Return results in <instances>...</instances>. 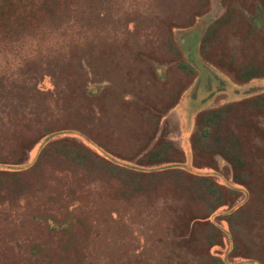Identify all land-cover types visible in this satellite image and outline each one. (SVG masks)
I'll use <instances>...</instances> for the list:
<instances>
[{
  "label": "rangeland",
  "instance_id": "374dc122",
  "mask_svg": "<svg viewBox=\"0 0 264 264\" xmlns=\"http://www.w3.org/2000/svg\"><path fill=\"white\" fill-rule=\"evenodd\" d=\"M66 3L53 14L30 16L33 27L25 33L0 38V116L23 114L20 125L46 116L47 124L70 131L54 138L61 142L38 163L44 144L34 145L30 169L18 174L11 192L0 191V264H246L242 252L264 264V221H255L264 218V0ZM222 17L229 20L209 29ZM201 49L207 57L215 50L236 65H256L260 74L237 80ZM224 106L232 108L223 127L237 133L251 171L241 178L249 197L228 202L240 211L231 217L221 216L224 208L210 210L215 197L188 188L185 177L145 174L159 165L144 159L169 144L184 152L192 173L237 186L216 155L197 154L198 165H192L195 116ZM20 125L5 118L0 130L13 138ZM252 126L262 133H251ZM72 141L109 164L138 167L144 176L56 153ZM8 143L1 154H8ZM165 157L180 158L172 149L158 159ZM18 167L0 163V172ZM193 217L207 224L181 240ZM217 226L237 237V250L227 241L208 247Z\"/></svg>",
  "mask_w": 264,
  "mask_h": 264
},
{
  "label": "trees",
  "instance_id": "16d2710c",
  "mask_svg": "<svg viewBox=\"0 0 264 264\" xmlns=\"http://www.w3.org/2000/svg\"><path fill=\"white\" fill-rule=\"evenodd\" d=\"M68 1L69 0H0V38L3 39L9 36L21 35L25 33L27 30L33 27V25L28 21L30 16L47 13L53 14L59 10V8H62V4H67L66 2ZM228 20L229 19L225 17L217 19L215 22H213L209 29H212L214 26L218 28L217 25L225 24ZM192 22L193 21L190 23ZM213 52L214 53L208 55L207 57L205 50L201 49V54L205 59H209V62L215 64L220 69L222 68L233 72L232 74L237 80H250L260 74L258 73L260 72V70L257 69L258 67H255L256 65L247 67L239 66L235 64L234 60L232 61L230 58H228L224 52L223 54L221 52V55H219V52H216L215 50ZM181 67L185 69L183 64H181ZM31 88L33 91L32 94L38 96L39 94L36 90H34L35 88L33 86ZM43 95L44 94L40 96L44 97ZM231 108V106H224L217 109H207L201 113H198V115L194 118L195 130L190 136L189 146L192 155L191 157L193 166L198 165L194 162L197 154L200 156V154L203 153L208 158L209 156L213 158V156L216 155L220 157L223 162H225L226 166L230 167L233 184H236L237 186L228 185L226 183L214 184L210 180V176H201L192 173L189 168L185 166L186 159L184 152L182 151L181 153L176 149H173L172 145L169 144H164L162 148H152L144 156L145 163L147 165H159L156 168L149 169L150 171L148 170V172L145 174H162L163 172L166 174L185 177L192 183L190 186H188V188L199 191L204 198H207V196L215 197V199L212 200V203L209 205L210 210L224 208L223 212L221 213V216L223 217H231L235 213H240L238 209H234L237 208V205L231 204L232 206H230L228 202L233 200V197L236 198L237 195L240 194L242 195L243 199L249 197V194L246 195L245 193L247 192L245 186L247 183L241 178L246 175V171L251 172L249 171L250 169L248 167V162L243 156L244 153L240 149V140L236 135L237 133L233 132V130L227 126L223 127V123L226 121V112ZM17 115L13 117L0 116V126H3V119L5 118L6 122L12 124L14 128L15 124L20 125L17 123L18 117H23V114ZM23 118L25 120V117ZM45 120L46 116L41 118V116L35 115L34 121L31 120L29 123L25 122L24 125H20L22 130L18 133L14 132L13 138L6 137V133H4L3 130H0V150L7 146V144H10L8 143L9 141L12 142L10 148L8 149V154H1L0 152V163H9L11 165L20 166L18 167L17 172H0V191L7 193L11 192L13 182L16 181L18 174L20 172L25 173L30 169L31 166H29L26 161L28 158V152L34 147V145L38 143L44 144L41 146L40 153L36 158L35 163H38L47 153L50 152L52 149L51 145L54 142H61L55 141L54 138L63 134H68L70 132L68 129H62V127L57 122L56 124L52 125V123L47 124ZM34 126L36 129H33ZM261 129L262 127L260 126L250 127L251 133L253 134H258ZM260 133L262 132L260 131ZM72 143L74 146L70 147L71 144H68L67 146L63 145V147H60L56 153L61 155L64 154L69 158L70 162L73 163H84L86 160L92 158L94 160L97 159L104 162V164L107 165V170L113 173L144 176L143 172H140L138 167H133L130 165H125L122 167L112 162L109 164L106 158L102 160L97 154H94L91 152V150H88V148L85 149L84 146V148H82L73 141ZM170 149L178 154L180 158H177L175 161L166 159L167 157L164 158V161H161V158L158 159L161 154H165L166 150ZM181 156H183V158H181ZM256 173L257 175L261 176L263 174V170L258 169ZM8 178L10 179V183L4 185L3 179L7 180ZM256 215H258V213H256ZM246 217L247 219H245ZM258 217L260 218H257L255 220L256 222L264 221L263 215H258ZM192 219H194V222L188 223L186 225L184 234L180 237L181 240H184L185 237L190 233H192V238L195 233L196 226L201 225V223H204L203 225L207 224L204 217L199 219L193 217ZM252 219L253 218L250 219L249 215H245L243 220L244 222L249 221L251 223ZM229 223L230 221L227 220L226 224L228 225ZM214 230L216 231V234H214L215 239L211 243L207 244L208 247L214 246L215 241H220L221 244H223L222 241H227V245L231 246L233 250H237V245H240V243L236 236L229 235L227 229L218 226L217 228H214ZM242 254L246 264H259L256 260L251 259L248 254L245 255L243 252ZM236 257L239 256L236 255ZM227 262L228 261L225 259H213L214 264H229Z\"/></svg>",
  "mask_w": 264,
  "mask_h": 264
}]
</instances>
